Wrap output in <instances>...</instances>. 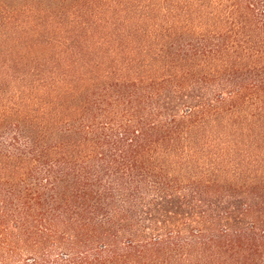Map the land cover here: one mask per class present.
<instances>
[{
    "label": "trees",
    "instance_id": "1",
    "mask_svg": "<svg viewBox=\"0 0 264 264\" xmlns=\"http://www.w3.org/2000/svg\"><path fill=\"white\" fill-rule=\"evenodd\" d=\"M0 264H264V0H0Z\"/></svg>",
    "mask_w": 264,
    "mask_h": 264
},
{
    "label": "rangeland",
    "instance_id": "2",
    "mask_svg": "<svg viewBox=\"0 0 264 264\" xmlns=\"http://www.w3.org/2000/svg\"><path fill=\"white\" fill-rule=\"evenodd\" d=\"M42 36H44V39L47 37V35H46V37H45V35H42ZM34 37H35V36H34ZM34 37H33V35H32L30 38H31V39H35ZM52 38H53V37H52ZM52 38H49V37H48V38H46V39H52ZM41 39H42V38H41Z\"/></svg>",
    "mask_w": 264,
    "mask_h": 264
}]
</instances>
